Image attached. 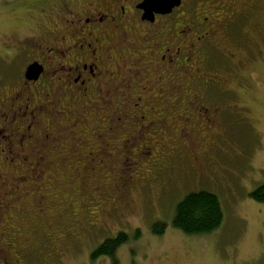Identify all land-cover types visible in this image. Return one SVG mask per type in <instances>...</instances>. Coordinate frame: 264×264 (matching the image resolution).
I'll use <instances>...</instances> for the list:
<instances>
[{
    "label": "flooded vegetation",
    "instance_id": "af4514ba",
    "mask_svg": "<svg viewBox=\"0 0 264 264\" xmlns=\"http://www.w3.org/2000/svg\"><path fill=\"white\" fill-rule=\"evenodd\" d=\"M35 1L43 6L34 14L33 25L25 34L13 37L15 44L9 46V55L14 59L11 61L19 62L20 67L9 83L2 82L5 88L0 91V144L10 146L11 153L31 150L29 155L34 153L41 159L51 158L39 150L43 146L56 150L58 156L54 159L68 154L81 158L83 164L71 166L73 171L67 180L72 185L81 184L77 188L81 200L74 215L91 219L97 231L113 210L124 204L121 195L110 191L119 186L112 184L108 170L112 168L105 160H126L134 176L125 186L132 188L135 183L144 185L161 171L173 168L179 152L186 155V146H176L174 138L179 110L190 112L186 119L193 121L191 132L198 134L191 137V157L198 159L200 148L209 145L203 140V130L215 122L220 125L222 121L215 119L224 111L223 104L211 103L210 99L222 102L221 95L234 94L237 87L231 78L243 74L244 64L229 49L226 34L231 23L243 22L253 9V0H191L200 9L188 8L189 0H181L168 13H155L154 20L143 18V0ZM184 6L190 19L180 18L177 13ZM187 31L190 34L185 36ZM210 48L220 50L231 72L226 73L223 67L212 69L206 60ZM127 60H131L130 67L118 73ZM35 62L42 65L43 72L38 79L29 80L25 71ZM129 70L133 79L127 77ZM212 91L219 97L209 99ZM118 97L129 102L128 114H120L115 103ZM229 104L242 107L235 97ZM111 105L117 109L100 117L98 106ZM200 120L201 125H197ZM100 122L106 124V129L96 126ZM163 123L173 131L168 133ZM178 123L181 138L188 132L184 126L188 122ZM85 127L94 128L88 141L76 132L79 128L90 137ZM64 136L68 139L64 140ZM55 140L62 141L59 145L65 144L68 150L58 153ZM73 147L80 151L70 152ZM80 167L86 171L84 175ZM53 175L48 172V177ZM82 204L89 214L80 217L77 213Z\"/></svg>",
    "mask_w": 264,
    "mask_h": 264
},
{
    "label": "rangeland",
    "instance_id": "374dc122",
    "mask_svg": "<svg viewBox=\"0 0 264 264\" xmlns=\"http://www.w3.org/2000/svg\"><path fill=\"white\" fill-rule=\"evenodd\" d=\"M194 3L189 0L188 8L196 6ZM197 3L200 4V1ZM42 6L43 4L36 3L35 0H0V91L5 88L2 82L9 83L10 77L17 76L19 72L20 63L12 62L13 58L9 55V46L15 44L13 37H19L29 31L33 25L32 18L41 11ZM250 6L253 9L243 17V22L231 25L228 28L229 34H226L229 49L237 54V58L244 64L243 74L240 78H231L237 91H234V94L221 95L222 102L217 98L210 99V97L212 99L219 97L217 92L208 93L210 102L223 104L224 111H221L215 119L222 121L220 125L215 122L211 128L203 130L206 135L203 140L209 145H203L200 148L197 154L198 159L191 157L193 156L191 137L198 134L191 132L194 127L193 121L189 123L190 120L186 119L190 112L179 110L178 113L181 116L176 120L180 121V124L188 122L184 124L188 127V132L179 138L180 130L176 128L179 123L175 121L174 138L176 146L183 148L186 146V155L179 152L174 159L173 168L166 171V178H171L170 185L163 190L159 188L154 191L146 188L140 193V196L145 198L146 205L144 201L137 202V206H134L132 213L127 216H124L125 210H121L118 212L120 219H116L115 216L109 218L106 231L98 234L99 239H86L87 243H83L84 249L80 247L76 253L67 252L60 259L54 257L52 249L44 254L41 251L44 248V232L53 233L55 237V229H59V226L64 227L62 226L64 219H54L49 225L43 224L41 228L40 223L35 224L28 219H17L18 225L22 226V232H24V236L19 239L25 257H23V264H113L112 258L106 256L92 261L88 250L101 241L103 236L114 235L118 229L127 231L132 237L131 241L126 243L128 249L120 247L118 250V264H264V202L256 201L249 196L252 189L264 182V0H253ZM198 8L200 9L197 5L196 9ZM177 13L180 18H191L185 11V6ZM189 34L187 31L185 36ZM218 54L215 50L211 52V67L213 69L223 67L226 73L231 72L223 56ZM130 65L131 60L125 61L118 73H122L124 68H129ZM127 77L133 79V72L129 70ZM234 97L242 107L230 106L229 103H232ZM117 99L118 103L116 100L115 103L120 114H128L131 106H128L127 99L122 97ZM120 105L126 107L120 108ZM114 108L115 105L98 106V109H101L99 116L104 118L106 114L113 113L117 109ZM90 118L91 121L94 120V116ZM201 123L200 120L197 125ZM96 126L106 129V124L102 122ZM163 126L167 127L168 133L173 131L168 124L163 123ZM85 129L86 131L89 129L90 137L85 136V132L79 128L76 132L79 137L88 141L93 137L92 129L94 128L85 127ZM81 138L80 142H82ZM67 139L64 136V140ZM62 143V141L54 142L58 144L57 152L60 151L63 154V151L68 150V146L59 145ZM77 148L73 147L70 152L80 151ZM45 149L43 146L39 150L42 153L46 151L50 159L58 156L54 153L56 150ZM28 151L31 150H26L23 155L28 157L26 153ZM70 159H73L69 162L72 167L83 164V161H76L74 157ZM105 161L109 162L115 173L112 177L128 179L130 165L125 159L110 158ZM42 162L45 164V161ZM54 162L56 163L57 160ZM67 164H60L58 167H66ZM69 166L57 174V171L53 172L49 169L44 170L43 174L51 172L61 177L70 171ZM24 168L27 169V166ZM12 172L15 175L18 174L15 170ZM80 172L83 175L86 173L82 167ZM160 177L161 175L150 185L159 184ZM74 188H76L74 193V189H69L70 191L67 190L65 194L67 203L75 206L78 203L76 197L78 190L76 186ZM199 189H208L219 195L225 212L224 223L220 229L209 235H186L172 226L174 208L187 193ZM28 190L24 189L22 196L24 198L27 196L31 200L32 196L28 192L35 193L33 191H37L38 188ZM14 195L19 199V193ZM159 221L165 222L166 226L163 233L156 234L152 230V225ZM83 240L85 239L80 241ZM51 247L58 250L52 244ZM34 248L40 252L38 256H33ZM7 256L11 259L10 253ZM59 261L62 262L59 263Z\"/></svg>",
    "mask_w": 264,
    "mask_h": 264
},
{
    "label": "trees",
    "instance_id": "16d2710c",
    "mask_svg": "<svg viewBox=\"0 0 264 264\" xmlns=\"http://www.w3.org/2000/svg\"><path fill=\"white\" fill-rule=\"evenodd\" d=\"M231 24L237 25L240 23L233 22ZM214 50L218 53L220 52L218 48L211 49L210 56L208 54L209 59H206L209 60L211 64V52ZM220 55L219 53L218 56ZM187 85H189V83ZM4 148L6 149L3 150ZM11 151L12 149L10 146L6 147L5 143L0 144V264H23L24 262L25 257L22 253L21 240L19 241V239L22 238L21 236H24V232H22V226L17 223L19 219H28L35 224L40 223V228L43 224H45V226L49 225L54 219H64L62 225L64 227L59 226V229H55V237H53V233L47 234L44 232V248L43 251H41V253L44 254L52 249L51 251H54V257L60 259L65 256L67 252L76 253L80 247L84 249L85 245H83V243H87L86 239H99L100 236L97 232L101 234L106 231L105 228L108 227L107 222L109 218L115 216L116 219H120L118 212L121 210H125L126 213L124 216H127L132 213L134 206H137V202L144 201L145 203L146 200L140 196V193L146 188L153 189L154 191L159 188L163 190L171 184V178H166V171L164 170L160 172L161 177L159 184L150 185L151 182L159 176L155 175L153 179L151 178L152 180L144 185L137 186L135 185L137 183H135L132 188V186H125V184L128 179H131L130 177L134 176L133 170L130 169V173L128 172V179L127 177L122 179L112 177L115 173L111 169H108L112 184L119 186L118 190L110 191L116 196L121 195L124 204L113 210V213L105 219L103 224H101L96 231L95 226L91 224V219L75 218L74 208L76 205H70L67 203L68 201H66V203L64 201L67 190L75 189L74 186L79 189L81 186V184L78 185L79 183H73L72 185L71 181H67L68 177H71L72 168L61 177L56 175L65 170V168H68L69 162L73 160L70 159L73 157L72 155L68 154L60 159H50L47 157L41 159L37 156L29 155L28 152L26 153L29 156L26 157L23 155V152L18 154L16 150L17 153H11ZM76 158V161L81 160L79 157ZM54 160H57V162L55 163ZM42 161H45V164ZM38 163L41 164L38 166ZM60 164L67 165L66 167H58ZM41 165H43V169ZM26 166L27 169L24 168ZM71 166L70 164L69 167ZM29 168L31 169L28 171ZM48 169L53 172L57 171L55 176L48 177V173L43 174V171ZM14 170L16 173L18 171L17 175L12 172ZM36 178L37 180H35ZM27 181H29V183H27ZM107 181L108 177H106V182ZM107 183L110 185V182ZM123 186H125V188H123ZM35 187L38 188L37 191H33L35 193L28 192V194L32 196L31 200L27 196L25 198L22 196L24 189L29 191L28 189ZM130 189H132L131 193L129 192ZM18 193L20 194L18 196L19 199L14 195H18ZM79 194L81 193L77 191V201L81 200ZM249 196L256 201L264 202V182L252 189ZM125 202H127V206H125ZM77 214H81L80 217L84 214L87 216L89 214V209L82 204ZM224 219L225 212L219 195L208 189H199L187 193L176 203L172 218V226L186 235H209L221 228ZM165 226V222L159 221L152 225V230L156 234H161L164 232ZM131 238L132 237L127 231L118 229L114 235L103 236L101 241L89 248L88 255L92 261L106 256L112 258L113 264H118L117 252L120 247H126L128 249L126 243L130 242ZM81 239H85L86 241H80ZM51 244L58 250L53 249ZM34 251L35 253H33V256H38V254H40L36 248H34ZM9 253L11 259L7 256ZM3 254H6V256H3ZM12 260L16 262L12 263ZM62 261H59V263Z\"/></svg>",
    "mask_w": 264,
    "mask_h": 264
},
{
    "label": "water",
    "instance_id": "95a60500",
    "mask_svg": "<svg viewBox=\"0 0 264 264\" xmlns=\"http://www.w3.org/2000/svg\"><path fill=\"white\" fill-rule=\"evenodd\" d=\"M180 3L181 0H143L140 6L145 11L143 18L154 20L155 13H168ZM42 72V65L35 62L27 67L25 76L29 80H36Z\"/></svg>",
    "mask_w": 264,
    "mask_h": 264
}]
</instances>
